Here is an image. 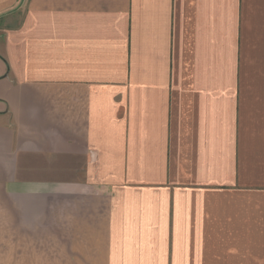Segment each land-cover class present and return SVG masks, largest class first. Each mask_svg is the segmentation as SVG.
I'll list each match as a JSON object with an SVG mask.
<instances>
[{
	"label": "crops",
	"instance_id": "crops-1",
	"mask_svg": "<svg viewBox=\"0 0 264 264\" xmlns=\"http://www.w3.org/2000/svg\"><path fill=\"white\" fill-rule=\"evenodd\" d=\"M0 212L6 264H264V0H0Z\"/></svg>",
	"mask_w": 264,
	"mask_h": 264
},
{
	"label": "rangeland",
	"instance_id": "rangeland-1",
	"mask_svg": "<svg viewBox=\"0 0 264 264\" xmlns=\"http://www.w3.org/2000/svg\"><path fill=\"white\" fill-rule=\"evenodd\" d=\"M42 224L47 229L46 235H37V232L29 233L26 236L15 235L16 264L23 261L28 262V264H57L58 262L59 264H69V260L71 259L70 252L66 250L61 251L63 246H61L60 240L56 243L54 235L49 234L50 229L52 231L54 228V220H48ZM38 228V225L35 226L36 230ZM7 244L6 219L0 212V264H6Z\"/></svg>",
	"mask_w": 264,
	"mask_h": 264
}]
</instances>
